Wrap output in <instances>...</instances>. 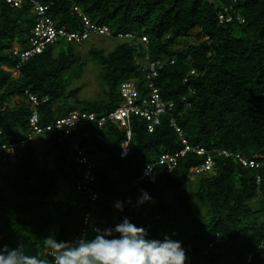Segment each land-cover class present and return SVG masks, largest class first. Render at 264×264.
I'll return each instance as SVG.
<instances>
[{
	"label": "trees",
	"instance_id": "trees-1",
	"mask_svg": "<svg viewBox=\"0 0 264 264\" xmlns=\"http://www.w3.org/2000/svg\"><path fill=\"white\" fill-rule=\"evenodd\" d=\"M39 1L52 3L49 14L58 26L79 31L82 21L74 11L78 8L100 25L147 37L150 61L173 59L174 64L159 73L161 95L175 103L183 138L214 156L213 172L194 173L192 169L201 166L206 156L187 153L170 172L157 167L154 183L140 179L147 164L183 148L167 115L152 133L145 121L131 117L129 152L124 158L126 131L112 123H82L69 129L67 136L65 131L44 132L27 143L14 161L0 153V245L23 244L27 251L46 256L44 237L55 234L58 240L71 241L79 236L91 203L75 187L77 144L88 150L95 165L93 187L99 197L93 228L114 227L126 216L146 228L150 238L162 240L167 235L181 242L187 264H264V169L217 156L226 150L264 161V0H238L233 10L245 23L228 25H218L221 5L207 0ZM35 20L30 4L12 8L0 3V144L18 142L29 133L26 91L48 98L38 108L41 126L67 115L69 100L80 92L71 87L87 66L77 53L81 44L56 43L18 66L12 51L26 46ZM194 32L198 43L175 49L179 40ZM204 36L208 42L201 41ZM143 51L141 44L129 42H118L108 53L90 49L107 97L74 101L72 110L109 113L120 104L119 85L126 80H136L143 90ZM192 69L196 75L184 84ZM189 87L194 94H188ZM185 96L190 103L187 110ZM193 175L197 198L206 209L201 219L193 217L185 190ZM59 182L69 188L65 199L58 198ZM141 189L153 202L137 205ZM128 198L134 209L126 204ZM117 201L124 204L122 212L115 208ZM93 234L91 230L88 236Z\"/></svg>",
	"mask_w": 264,
	"mask_h": 264
},
{
	"label": "built area",
	"instance_id": "built-area-1",
	"mask_svg": "<svg viewBox=\"0 0 264 264\" xmlns=\"http://www.w3.org/2000/svg\"><path fill=\"white\" fill-rule=\"evenodd\" d=\"M207 1L209 4L215 3L219 6L221 5L220 10L217 12L218 25L245 23V19L233 10V7L238 0H231L229 4H219L217 0ZM1 2L8 4L12 8H18L25 4H30L32 5L36 17L26 46L24 48L15 47L12 51V55L18 59V66L24 64L34 56L41 54L47 47L59 42L83 44L92 38H104L117 42H129L142 45L144 50L142 72L144 73L146 82L143 90H140L137 86L136 80L130 79L123 81L119 85L121 102L116 109L107 114L98 115L95 112L76 109L70 111L67 115L61 116L56 119L54 123L47 126H41L39 124L40 118L38 108L40 104L47 102L48 98H39L26 91L24 99L29 103L31 111L28 120L29 133L26 138L21 139L18 142L0 144V153L8 155V157L14 161L16 154L22 150L27 143L33 141L37 136L44 132L52 130L58 132L65 131V136H67L69 134L68 130L72 127L86 122H93L97 123L99 126H103L106 123H112L126 131L127 142L123 144L121 152V157L124 158L129 152L128 142L131 136V117L135 116L145 121L147 132L152 133L155 128L161 124L162 116L167 115L169 117V126L175 130L181 138L183 148L177 154H161L157 160L147 164L142 169L140 179L149 183H154L157 178V167L162 166L170 172L176 167L178 158L185 156L187 153L206 156L205 162L201 166L192 169L194 173L201 174L213 172L214 156L201 146H191L187 140L183 138L182 130L178 125L175 116V103L164 100L161 95V90L157 82L159 73L166 65H173L174 60L163 58L150 61L148 57L149 40L147 37H139L133 33H124L113 30L107 25H100L93 22L89 17L83 15L78 8H74V11L78 17L81 18V29L79 31H70L66 26H58L56 21L49 14L52 6L51 2L44 4L39 0H0V3ZM201 41L208 42L209 38L204 36ZM14 74H16V71H14ZM195 75L196 71L194 69L190 70L188 75L184 78L183 83L188 84L189 80ZM188 94H194V90L190 87L188 88ZM182 101L184 102V110H187L190 107L187 97H183ZM73 149L75 151L74 162L79 167V177L75 185L76 191L85 195L91 203L90 209L83 217L79 236L76 237L79 238L85 233L88 235L94 226L95 204L99 196L93 187V184L96 181L94 173L95 165L93 161H91V156L88 150L77 144L74 145ZM217 156L234 157L245 167L264 169V161L258 162L255 159L248 160L240 154H233L226 150L218 151ZM148 167L152 170L151 175H145V171ZM126 204L132 209L135 208V203L130 198L126 199Z\"/></svg>",
	"mask_w": 264,
	"mask_h": 264
},
{
	"label": "clouds",
	"instance_id": "clouds-1",
	"mask_svg": "<svg viewBox=\"0 0 264 264\" xmlns=\"http://www.w3.org/2000/svg\"><path fill=\"white\" fill-rule=\"evenodd\" d=\"M148 167L145 175H151ZM137 205L153 202L141 189ZM115 208L123 211L117 201ZM93 235L86 233L71 241L58 240L55 234L43 238L46 256L27 251L23 244L15 248L0 245V264H187L188 257L181 242L165 235L150 238L148 230L138 227L124 217L114 227H94Z\"/></svg>",
	"mask_w": 264,
	"mask_h": 264
},
{
	"label": "rangeland",
	"instance_id": "rangeland-1",
	"mask_svg": "<svg viewBox=\"0 0 264 264\" xmlns=\"http://www.w3.org/2000/svg\"><path fill=\"white\" fill-rule=\"evenodd\" d=\"M200 40L197 37V32L193 33L189 38H183L179 40L175 49H184L189 44L198 43ZM118 44L117 41L104 39V38H92L77 48V53L80 54L83 60L87 63L85 72L80 80L74 81L71 88H80V92L69 100L67 105V110L73 108L74 101L91 100V101H101L107 97V89L99 78V70L97 64L92 60L89 51L92 48H101L105 53L113 50V48ZM16 102H20L21 98H16ZM196 176L190 177L189 181L185 185V190L189 195L190 207L193 211V217L201 219L206 214V209L202 206L197 198L196 194ZM59 199H65L69 195L68 186L59 182ZM190 221V220H189Z\"/></svg>",
	"mask_w": 264,
	"mask_h": 264
}]
</instances>
